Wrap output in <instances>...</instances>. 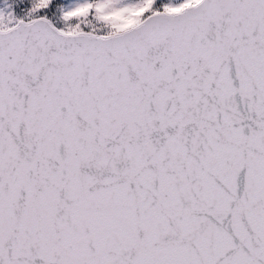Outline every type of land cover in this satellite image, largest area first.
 Instances as JSON below:
<instances>
[{
    "label": "snow or ice",
    "instance_id": "1",
    "mask_svg": "<svg viewBox=\"0 0 264 264\" xmlns=\"http://www.w3.org/2000/svg\"><path fill=\"white\" fill-rule=\"evenodd\" d=\"M0 264H264V0H0Z\"/></svg>",
    "mask_w": 264,
    "mask_h": 264
}]
</instances>
